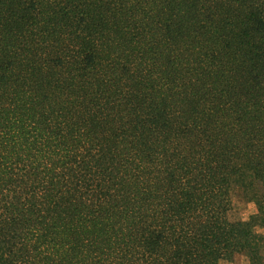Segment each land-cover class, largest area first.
Returning <instances> with one entry per match:
<instances>
[{
	"label": "trees",
	"instance_id": "1",
	"mask_svg": "<svg viewBox=\"0 0 264 264\" xmlns=\"http://www.w3.org/2000/svg\"><path fill=\"white\" fill-rule=\"evenodd\" d=\"M263 246L264 0H0V264Z\"/></svg>",
	"mask_w": 264,
	"mask_h": 264
},
{
	"label": "rangeland",
	"instance_id": "2",
	"mask_svg": "<svg viewBox=\"0 0 264 264\" xmlns=\"http://www.w3.org/2000/svg\"><path fill=\"white\" fill-rule=\"evenodd\" d=\"M255 210L253 203L245 199L242 191L238 190L232 196V209L229 213V219L232 222H246ZM264 247V246H263ZM264 254V249H263ZM220 264H250L249 257L245 254L236 256L232 261H222Z\"/></svg>",
	"mask_w": 264,
	"mask_h": 264
}]
</instances>
